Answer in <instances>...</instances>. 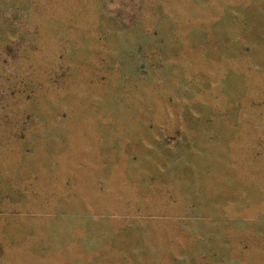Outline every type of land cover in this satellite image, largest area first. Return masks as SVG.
<instances>
[{
	"label": "rangeland",
	"instance_id": "obj_1",
	"mask_svg": "<svg viewBox=\"0 0 264 264\" xmlns=\"http://www.w3.org/2000/svg\"><path fill=\"white\" fill-rule=\"evenodd\" d=\"M0 264H264V0H0Z\"/></svg>",
	"mask_w": 264,
	"mask_h": 264
}]
</instances>
